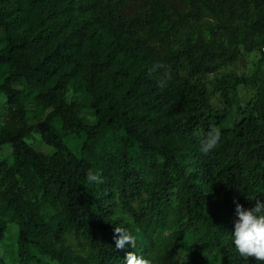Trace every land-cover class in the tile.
I'll return each mask as SVG.
<instances>
[{
  "label": "trees",
  "instance_id": "trees-1",
  "mask_svg": "<svg viewBox=\"0 0 264 264\" xmlns=\"http://www.w3.org/2000/svg\"><path fill=\"white\" fill-rule=\"evenodd\" d=\"M0 35V243L15 225L19 264H261L231 232L236 202L264 201V82L222 72L264 48V0H0ZM213 126L205 155L194 132Z\"/></svg>",
  "mask_w": 264,
  "mask_h": 264
},
{
  "label": "clouds",
  "instance_id": "clouds-1",
  "mask_svg": "<svg viewBox=\"0 0 264 264\" xmlns=\"http://www.w3.org/2000/svg\"><path fill=\"white\" fill-rule=\"evenodd\" d=\"M162 67L156 65L149 70V74L155 71V68ZM163 87V83H161ZM6 100V97H4ZM194 136L199 141L200 151L207 155L213 152L222 143L223 133L219 127H211L206 133L194 132ZM86 181L92 184L102 183L101 174L93 169L86 173ZM237 219L234 223V231L231 232L232 244L236 252L248 260L254 257L257 262L264 264V201L256 199L254 206L245 208L242 204L236 202L235 208ZM115 247L116 249L135 248L137 236L124 227L115 228ZM126 264H153L151 257L137 255L134 252H127L125 257Z\"/></svg>",
  "mask_w": 264,
  "mask_h": 264
},
{
  "label": "rangeland",
  "instance_id": "rangeland-1",
  "mask_svg": "<svg viewBox=\"0 0 264 264\" xmlns=\"http://www.w3.org/2000/svg\"><path fill=\"white\" fill-rule=\"evenodd\" d=\"M2 46V36L0 35V49ZM223 74H235L239 77L252 78L257 76L258 79L264 82V48L261 50H257L252 54L243 53L240 60L226 68ZM212 77H209L211 79ZM209 89L212 93V103L216 108L224 109L225 104L221 99L220 95L217 94L210 86ZM257 94V90L254 87L248 86H240L238 88V98L242 106L249 105ZM5 107V99L2 95H0V109ZM29 109L32 112H37L36 118H34L32 123H41L43 122L50 112L42 113L38 109L34 107V105H30ZM87 115L84 113V116ZM9 123L7 122L6 116L3 115L0 118V131L8 128ZM28 142L39 151L44 153H50L51 148L44 145L40 135L35 133L31 136ZM67 144L70 148H72L77 155H80V149L82 146V141L76 139H68ZM12 155V149L10 146L3 147L0 149V159H9ZM0 253L2 257L5 259L7 264H19L18 263V245H17V230L15 225H10L9 229L6 233V237L3 242L0 243ZM143 250L139 249L138 255H142ZM57 264V263H51Z\"/></svg>",
  "mask_w": 264,
  "mask_h": 264
}]
</instances>
